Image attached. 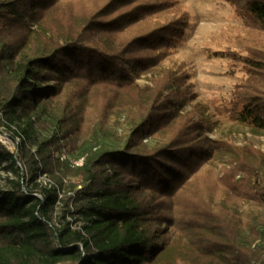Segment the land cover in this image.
Instances as JSON below:
<instances>
[{
  "label": "trees",
  "instance_id": "16d2710c",
  "mask_svg": "<svg viewBox=\"0 0 264 264\" xmlns=\"http://www.w3.org/2000/svg\"><path fill=\"white\" fill-rule=\"evenodd\" d=\"M226 1L241 25L224 49L244 73L227 105L264 131V0ZM178 5L0 0V132L14 142H0V264H264V152L207 136L212 115L171 59ZM111 118L120 138L87 145Z\"/></svg>",
  "mask_w": 264,
  "mask_h": 264
},
{
  "label": "rangeland",
  "instance_id": "374dc122",
  "mask_svg": "<svg viewBox=\"0 0 264 264\" xmlns=\"http://www.w3.org/2000/svg\"><path fill=\"white\" fill-rule=\"evenodd\" d=\"M178 2L179 12L183 10L187 14L188 23L181 42L175 45L171 59L177 63H184L187 67L190 72L189 80L197 93L196 100H199L212 115L214 122L207 127V136L213 140L231 142L235 146L250 144L264 152V131L238 123L227 105L233 84L244 74L243 70L234 64L232 54L224 49L228 46L229 38L233 37L241 25L234 7L226 0H178ZM151 76L152 73L143 72L132 79L143 88L150 85ZM185 109H189V105L185 106ZM109 126L107 135L91 136L86 144L98 147L100 144L116 142L121 136V130L115 125L113 118ZM0 142L10 150L14 149V142L2 132ZM69 157L60 156L61 159ZM77 159L72 155L70 157L71 162ZM219 165L220 163L216 169ZM10 174L0 169V185L5 183L6 176ZM38 179L44 184L48 183L45 175L39 176ZM60 210V204L56 202L51 213L55 225L59 222Z\"/></svg>",
  "mask_w": 264,
  "mask_h": 264
},
{
  "label": "built area",
  "instance_id": "2783aa9c",
  "mask_svg": "<svg viewBox=\"0 0 264 264\" xmlns=\"http://www.w3.org/2000/svg\"><path fill=\"white\" fill-rule=\"evenodd\" d=\"M82 157L78 158L77 160L72 161L76 165H80L82 163Z\"/></svg>",
  "mask_w": 264,
  "mask_h": 264
}]
</instances>
